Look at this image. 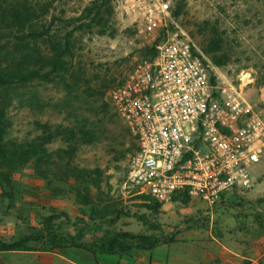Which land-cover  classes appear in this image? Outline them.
I'll return each mask as SVG.
<instances>
[{"label": "rangeland", "instance_id": "1", "mask_svg": "<svg viewBox=\"0 0 264 264\" xmlns=\"http://www.w3.org/2000/svg\"><path fill=\"white\" fill-rule=\"evenodd\" d=\"M1 1L6 8L25 5L32 10L25 14V29L12 20L0 37L2 58L7 63L16 59L18 68L29 66L28 53L43 51L34 30L41 33L44 26H51L63 37L83 26L72 38L65 71L47 81L0 88V102L12 123L8 141L23 144L39 136L41 126L47 124L56 138L47 146L53 154L51 163L32 159L0 168L1 173L11 174L10 184L0 176L1 230L7 232L10 225L20 223L24 233L30 228L36 234L52 218L53 231L61 239L81 238V243L93 244L116 233L167 239L179 229L177 222L192 223L189 215L175 221L166 216L169 211L150 209L155 205L128 186L137 145L117 115L110 92L168 32L182 30L199 49L213 83L219 87L249 84L247 100L264 119V0H163L170 3V16L152 30L142 15L151 0H108L100 13L98 0ZM63 151L88 172L60 167L59 158L66 156ZM252 175L251 189L228 194L224 204L230 214L225 223L211 225L204 212L198 222L214 230H250L253 224L264 223V161ZM4 192H12V197ZM182 205L171 210H177L173 214L180 218ZM31 246L45 244L39 241Z\"/></svg>", "mask_w": 264, "mask_h": 264}, {"label": "built area", "instance_id": "2", "mask_svg": "<svg viewBox=\"0 0 264 264\" xmlns=\"http://www.w3.org/2000/svg\"><path fill=\"white\" fill-rule=\"evenodd\" d=\"M170 3L142 11L149 30L170 16ZM110 92L137 145L127 184L150 203L200 201L214 210L235 190L253 186L264 161V119L245 88L213 83L201 53L172 30Z\"/></svg>", "mask_w": 264, "mask_h": 264}, {"label": "trees", "instance_id": "3", "mask_svg": "<svg viewBox=\"0 0 264 264\" xmlns=\"http://www.w3.org/2000/svg\"><path fill=\"white\" fill-rule=\"evenodd\" d=\"M100 2L99 13L104 7H106L108 0H98ZM24 8L25 10H23ZM20 7H10L6 8L3 1L0 0V37L2 33L7 29L6 24L15 20L17 24L22 28H26L27 20L26 15H30L31 8L28 6ZM25 11V12H24ZM66 32L63 37L57 35L56 31L51 28V26H44L42 32L34 30V35L36 39L43 42V51L39 52L35 49L27 54L26 59L29 60V66L24 68H18L14 66L15 61L7 63L6 58H2L3 48L0 42V88L12 87L15 85L26 84L30 81H47L60 71H65L69 62L67 58L72 56V38L77 29ZM156 54L155 47L151 50L148 56H153ZM15 55V54H14ZM24 56V54H23ZM12 127V123L8 119V112L5 104L0 102V168L4 164H16L18 161L23 164H28L30 160L35 159L36 163H51L53 154L49 153L48 145L56 140L52 134L51 125H42V133L33 139L27 140L23 144H13V142L8 141L9 130ZM60 132L57 131L56 134ZM74 153L75 148L71 147ZM66 156L59 158L63 164L60 167H65L67 169H72V172L87 173L74 165L71 155L67 151H63ZM90 171V170H89ZM11 174L1 173L2 181H6L10 184ZM6 196L12 197V192H4ZM144 199H148L142 196ZM149 200V199H148ZM153 203V202H152ZM187 204V201L184 200ZM155 206L150 209L159 210L163 206L160 203H153ZM45 230L39 231L35 234V231H31L30 228L27 232L11 242H7L0 238V252H15V251H31V244L33 242L42 241L45 246H49L54 249H63L67 247H77L83 248L92 253L101 254H112V253H126L129 252L133 247H146L153 248L161 240L151 235H138L133 233H116L105 236L102 240L93 244H83L80 239H73V241L68 242L65 239H61L53 231L52 218H48Z\"/></svg>", "mask_w": 264, "mask_h": 264}, {"label": "crops", "instance_id": "4", "mask_svg": "<svg viewBox=\"0 0 264 264\" xmlns=\"http://www.w3.org/2000/svg\"><path fill=\"white\" fill-rule=\"evenodd\" d=\"M224 201L214 210L200 201L165 204L162 210L169 211L168 219L180 221L185 216L193 217L192 223L177 222L179 229L167 239H161L153 248L133 247L126 253H92L83 248L67 247L54 249L49 246L32 247L31 251L0 252V264H264V223L253 224L250 230L204 228L199 214L211 218V225L223 221L230 214ZM227 202V201H226ZM225 202V203H226ZM185 204V203H184ZM180 208L181 218L171 210ZM232 212V210H231ZM0 227V238L11 242L23 236L25 229L20 223L10 225L7 232Z\"/></svg>", "mask_w": 264, "mask_h": 264}]
</instances>
